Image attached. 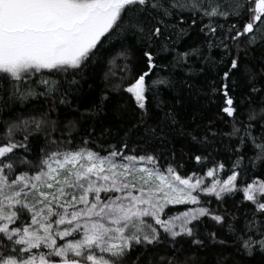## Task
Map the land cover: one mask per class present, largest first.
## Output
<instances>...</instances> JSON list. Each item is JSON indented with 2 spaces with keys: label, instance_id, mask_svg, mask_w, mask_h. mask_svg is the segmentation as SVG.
<instances>
[{
  "label": "snow or ice",
  "instance_id": "obj_1",
  "mask_svg": "<svg viewBox=\"0 0 264 264\" xmlns=\"http://www.w3.org/2000/svg\"><path fill=\"white\" fill-rule=\"evenodd\" d=\"M176 69L212 73L197 91L220 97L216 119L188 127L166 106ZM93 74L97 99L79 113ZM114 96L119 125L85 126ZM35 100L47 107L0 120V264L264 257V0H0V112ZM225 117L230 131L213 130Z\"/></svg>",
  "mask_w": 264,
  "mask_h": 264
},
{
  "label": "trees",
  "instance_id": "obj_2",
  "mask_svg": "<svg viewBox=\"0 0 264 264\" xmlns=\"http://www.w3.org/2000/svg\"><path fill=\"white\" fill-rule=\"evenodd\" d=\"M256 56H259L260 53H255ZM139 57V54H137ZM144 70V63L143 59L137 60V71ZM167 74V73H165ZM102 75V74H100ZM212 73H206L205 75L201 76H193L188 77L186 72L176 69L173 75V80L176 82L174 88H167L161 89V97L166 101L167 105H174L177 112L180 113V119L182 122H186V126L188 127H194L195 125L192 123L191 117L195 113H200L206 118H213L216 119L217 114L219 112V107L221 104V99L219 96L214 98V102H210L209 97L200 94L197 89H204L207 91V84L210 82L207 77H211ZM99 76L93 74V76L86 78L85 80L81 81V84L79 85V91L76 95L73 97V104L79 105V113H84L87 108H90L92 105V102L97 99V97L94 96V90L96 85L93 83L94 80H98ZM187 80L188 83L192 85L191 88H188L186 85L182 83V81ZM92 85L90 88L89 85ZM120 98L113 97L111 102H106V108L104 112L99 113L94 119V121H84V125H88L90 123H95L97 127H99L101 124H113V125H119L120 123V117L114 110V107L116 103L118 102ZM177 100H179V103H177ZM47 105L43 102V100H35L30 101L26 103L25 105H15L11 112L4 111L0 112V120H6L10 116L14 115H21L23 117H27L29 114L33 113L36 109L39 108H46ZM79 113L74 112L72 109L66 107V106H60L58 109V115L62 120L65 119H73L76 116L79 115ZM227 117H225L223 120H216V123L213 127V130L219 131L221 133H226L230 131V125L226 122ZM198 123L206 124V119L204 121H197ZM83 131V128L81 129ZM42 145V140L40 139H33V143L31 147L34 151H38L39 147ZM230 141L227 136L221 135L217 138L215 147L218 149V152L216 153V156L218 159L225 161L226 164L233 159V153L229 150ZM185 168L188 172L191 171H197L201 175H203V171L200 167L194 162V161H188L185 165ZM183 174V173H182ZM221 179L226 178V175L222 174ZM264 178V177H262ZM211 178H209L210 180ZM208 181L206 180V183ZM202 199L204 197L202 196ZM213 205L215 206V200H213ZM226 206L231 210L233 206V200L228 199ZM184 206H177V209L183 210ZM247 205H240L237 209V215H239L240 212L246 211ZM206 226L209 228V230H217L219 234L224 235V230H220L218 228H213L212 222L205 220ZM224 238H227L226 236ZM185 248L188 247L187 244L184 245ZM163 252V249L160 250ZM227 251H231L230 249ZM208 259L212 260V255H208ZM236 264H264V257L257 254L254 257L248 258V257H236Z\"/></svg>",
  "mask_w": 264,
  "mask_h": 264
}]
</instances>
